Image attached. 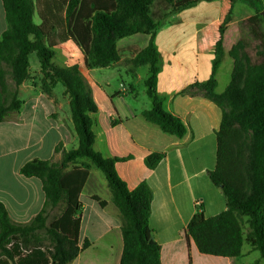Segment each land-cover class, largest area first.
I'll list each match as a JSON object with an SVG mask.
<instances>
[{"label": "trees", "instance_id": "1", "mask_svg": "<svg viewBox=\"0 0 264 264\" xmlns=\"http://www.w3.org/2000/svg\"><path fill=\"white\" fill-rule=\"evenodd\" d=\"M202 0H3L8 28L0 40V123L20 112L19 88L29 76L30 54L39 59L43 91L50 93L61 83L70 98V111L78 147L62 152L59 162L33 159L21 169L26 177L42 181L46 201L39 214L27 223L13 221L0 201V264H70L80 247L81 194L89 176L90 165L71 163L90 161L105 176L122 222L124 250L120 264H161V246L152 237L149 222L153 190L143 181L134 190L119 176L115 164L128 157H104L94 148L98 106L87 79L78 65L57 66L55 47L72 40L85 56L87 69L107 68L121 58L117 42L135 34L150 36L148 46L132 59L134 67L148 65L145 81L151 109L143 118L163 132L183 137L187 128L181 119L164 107L157 91L160 54L155 44L162 19L156 20L152 8L156 2L171 8L172 15L197 5ZM237 0H231L232 4ZM35 12L40 23L34 22ZM230 12L219 28L212 74L208 81L196 84L198 91L222 110L217 132V159L209 178L223 191L226 210L206 218L197 208L187 227L202 254L239 258L244 245L259 251L264 259V63L253 65L243 42L229 52L234 61L231 81L222 94L216 93L217 72L224 57L223 39L233 18ZM264 48H258L263 54ZM9 79L11 82H9ZM189 94L192 91L187 90ZM165 153L145 158L155 169ZM101 206L106 202L93 197ZM59 203L64 210L46 225L51 207ZM248 218V231H244ZM45 229L41 236L38 230ZM48 242L46 244L45 242ZM251 264H259L255 261Z\"/></svg>", "mask_w": 264, "mask_h": 264}, {"label": "crops", "instance_id": "2", "mask_svg": "<svg viewBox=\"0 0 264 264\" xmlns=\"http://www.w3.org/2000/svg\"><path fill=\"white\" fill-rule=\"evenodd\" d=\"M240 1L238 14H235L237 2L202 0L191 8L163 16L155 38L161 68L157 91L164 98L165 109L186 126L187 132L181 138L163 132L143 118L142 112L152 107L150 97L149 106H128L122 110L115 104L122 91L113 94L108 91L109 70L119 73L125 68L136 77L139 69L141 79V67L148 65L136 68L131 64L127 68L123 61L127 56L133 59L145 49L149 35L139 33L119 40L117 47L121 58L118 62L107 68L86 70L98 106L94 148L104 157L129 158L115 164L129 190L143 181L152 188L149 225L154 241L161 246V264L253 263L244 257L252 251L249 245L246 251L243 247L239 258L202 254L186 232L198 207L206 218L226 210L223 191L213 184L208 174L216 167L222 110L194 86L211 77L219 28L230 12L233 20L224 34V57L217 72L216 93L222 94L231 81L234 61L229 52L236 43H244L251 64L264 63V53L258 54V48H264V19L246 0ZM153 6L166 14L171 11L159 2ZM7 28L3 0H0V40ZM55 52V64L78 65L84 73L81 64L85 56L72 40L57 45ZM41 76L39 59L34 62L30 59L29 76L19 88L20 112L0 123V201L17 223L29 222L41 212L46 201L42 181L24 176L22 167L33 159L58 162L62 158V152L56 151L59 144L70 150L77 148L79 143L65 87H59L61 83H58L46 93L37 83ZM127 90L134 91L133 85ZM187 90L193 94L185 93ZM152 153L166 154L155 169L148 168L145 163V158ZM82 163L89 164L90 168L81 194L79 245L81 248L85 242L89 245L82 248L70 264H120L124 250L120 212L105 176L94 171L95 166L90 161L80 159L70 165ZM94 196L106 205L101 206ZM256 261L264 264L262 257Z\"/></svg>", "mask_w": 264, "mask_h": 264}, {"label": "rangeland", "instance_id": "3", "mask_svg": "<svg viewBox=\"0 0 264 264\" xmlns=\"http://www.w3.org/2000/svg\"><path fill=\"white\" fill-rule=\"evenodd\" d=\"M236 2L237 3H236L235 14H238L239 10L241 9V7H240L241 1L237 0ZM245 2L248 3L249 7H252L253 9L256 8L264 19V16L262 14L263 10H264V0H246ZM162 6L169 8V6L166 4H162ZM161 10L162 9L155 8V6H153L152 15L156 20L163 19L165 17L166 12H162ZM34 22L36 24L40 23L39 16L36 12L34 15ZM124 49H125V47L122 46L121 47L122 54L126 53V51ZM30 59H31V62H34L35 60L37 61V59H38L37 54L35 52L32 53ZM77 62H78V60H76V63ZM123 62H124L123 66L129 68L130 67L129 65L132 64L131 56L130 57L127 56ZM55 65L60 66L58 64H55ZM81 66H82V71L84 72L83 75L87 79V73H86L87 66H86L85 62H82ZM137 71L138 72H137L136 77L129 74L125 68H122L119 73L116 70H109V72H107L109 75H111V77L109 78V82H108V91L111 92L112 94L114 92L122 91V93L120 95H118V97L116 98V101H115V104L122 110L128 106L134 107V108H139V106H144V105L149 106V104L151 103L150 98L147 94V88L145 86V79L148 78V76L150 75L149 66L141 67V70H140L141 79L140 80H139V69ZM37 83L41 84V86L43 85L42 76L38 78ZM130 85H133L134 91H131V90L125 91L126 89L129 88ZM59 87L62 88L64 86L62 84H60ZM70 168H71V165L69 164L68 170ZM94 171L103 175L101 173V171L99 169H97L96 167H94ZM63 210H64V205L62 203H59L57 206L51 207L49 209L48 215L46 217V225H49L51 221H53L55 218L59 217ZM247 220H248V218L243 219L245 233L248 231ZM38 234L41 236L46 235L45 229L38 230ZM45 243L48 244L47 241ZM248 248H249V246L245 244L244 245V251H246ZM244 257H246L245 259L249 260L250 262H254V261L261 258V253L259 251L252 250L249 255L244 256Z\"/></svg>", "mask_w": 264, "mask_h": 264}, {"label": "water", "instance_id": "4", "mask_svg": "<svg viewBox=\"0 0 264 264\" xmlns=\"http://www.w3.org/2000/svg\"><path fill=\"white\" fill-rule=\"evenodd\" d=\"M262 14L264 15V12Z\"/></svg>", "mask_w": 264, "mask_h": 264}]
</instances>
